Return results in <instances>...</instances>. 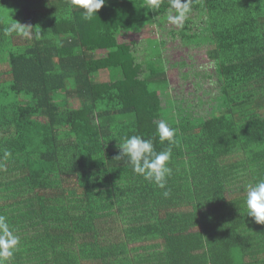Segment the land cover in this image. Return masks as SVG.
<instances>
[{"label":"trees","instance_id":"1","mask_svg":"<svg viewBox=\"0 0 264 264\" xmlns=\"http://www.w3.org/2000/svg\"><path fill=\"white\" fill-rule=\"evenodd\" d=\"M180 11L105 0L87 20L71 0H0V216L18 239L4 264H264L244 206L264 178V0H190L172 22ZM170 41L206 49L209 111L173 98ZM160 120L178 142L165 188L116 158L131 135L166 150Z\"/></svg>","mask_w":264,"mask_h":264},{"label":"clouds","instance_id":"2","mask_svg":"<svg viewBox=\"0 0 264 264\" xmlns=\"http://www.w3.org/2000/svg\"><path fill=\"white\" fill-rule=\"evenodd\" d=\"M73 6H80L83 9L84 18L91 20L99 9L104 5L105 0H71ZM149 7L159 6V0H148ZM190 0H170L172 8L181 9L179 16L173 18L169 15L172 22H178L189 10ZM12 25L9 31L17 28ZM41 35L40 33L36 34ZM161 143L167 141L170 145L166 150L157 152L153 145V139H144L139 135L125 136L118 143L120 154L117 159L126 158L127 163L133 171L146 181L152 182L160 188H165L168 178L171 176L172 169L169 162L172 156V147L178 143L175 139L176 130L171 128L165 120L157 123L156 133ZM5 157L10 153L5 152ZM168 196V192H164ZM244 206L247 216L254 219L258 224H264V178L257 179L255 183L247 186L245 191ZM18 244L17 237L10 230L7 220L0 216V264L13 255L12 249Z\"/></svg>","mask_w":264,"mask_h":264},{"label":"rangeland","instance_id":"3","mask_svg":"<svg viewBox=\"0 0 264 264\" xmlns=\"http://www.w3.org/2000/svg\"><path fill=\"white\" fill-rule=\"evenodd\" d=\"M169 24L163 28L153 31L156 36L163 38L168 30ZM151 31L142 33H130L121 38V41L135 42L152 37ZM205 48L191 50L180 47L172 41L168 42L164 48L163 58L165 61L167 74L170 84V92L176 101L183 100L184 107L187 103L192 109L197 108V100L205 101L206 107L194 109L195 111H209L214 104L215 86L212 84L214 75V64L210 62L205 55ZM102 52H97L96 57L102 56ZM184 64V65H183ZM210 76V78H208ZM108 78L106 71H101L96 76L97 81H105ZM206 113V112H205ZM198 115V112H194Z\"/></svg>","mask_w":264,"mask_h":264}]
</instances>
